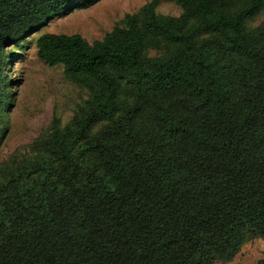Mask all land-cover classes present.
Instances as JSON below:
<instances>
[{"label":"trees","instance_id":"obj_1","mask_svg":"<svg viewBox=\"0 0 264 264\" xmlns=\"http://www.w3.org/2000/svg\"><path fill=\"white\" fill-rule=\"evenodd\" d=\"M97 1L0 0V115L6 47ZM168 1L182 13L150 0L92 42L36 38L88 96L0 163V264H212L264 238V0Z\"/></svg>","mask_w":264,"mask_h":264},{"label":"rangeland","instance_id":"obj_2","mask_svg":"<svg viewBox=\"0 0 264 264\" xmlns=\"http://www.w3.org/2000/svg\"><path fill=\"white\" fill-rule=\"evenodd\" d=\"M150 0H99L90 7L61 10L37 30L28 32L4 50L2 78L8 104L1 108L0 163H18L31 156L34 144L48 135L53 114L63 126L77 106L88 96L86 88L65 77L63 66H49L36 55L35 40L44 32L80 34L88 42L101 39L126 13H136ZM156 13L178 16L182 8L168 0H158ZM264 20V9L248 22L254 27ZM165 47L157 39L147 41L149 55H158ZM7 120V125L5 122ZM264 258V238L250 235L236 256L227 262L212 264H256Z\"/></svg>","mask_w":264,"mask_h":264}]
</instances>
